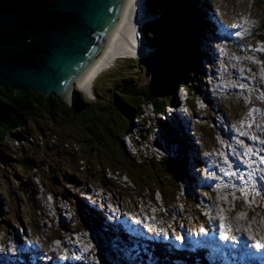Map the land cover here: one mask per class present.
I'll use <instances>...</instances> for the list:
<instances>
[{
  "label": "trees",
  "instance_id": "1",
  "mask_svg": "<svg viewBox=\"0 0 264 264\" xmlns=\"http://www.w3.org/2000/svg\"><path fill=\"white\" fill-rule=\"evenodd\" d=\"M217 1L150 0L151 4L158 5L153 6L157 11L160 6L161 9L167 10L166 17L178 19L179 32L183 31V34H188L194 44L181 45V42H187V39L179 33V38L174 40L172 48L168 46L164 49L169 56V64L158 63V67L152 75L149 74L152 68L150 65L151 56L148 55L143 59V63L140 64L142 68L139 70L135 68L138 63L133 60L134 58H124L129 61L130 68L112 67L105 71L98 80H95L93 88L96 100H92L79 89L76 92L73 106L54 93L45 95L34 89L22 92L16 88L0 86V164H6L14 159L24 167L28 177L20 181L18 189L35 203L38 211H42V207L37 200L38 189L33 182L32 170H41L43 164L47 166V169L40 171L43 176L41 181L48 190L52 188L51 186L56 185L55 183L59 182L60 178L65 180L61 189L56 187L57 190H51L74 206L78 216L75 218L73 228H83L81 226H85V224L81 219V202L66 188L67 183L76 191L79 188L86 189L84 182L86 184L92 182L94 185L108 190L117 188L114 180L107 177L106 169L126 175L146 190L151 187L152 194L148 195L150 197L159 191L164 198H175L178 188L175 186L176 182L178 183L186 175L183 170L184 155L172 159L169 155L153 151L140 159L139 156L133 158L126 150L123 137L133 127L134 117L143 113L145 104L151 103L155 114H157L159 111H164L166 105L177 101L175 90L179 78L182 83L185 82L192 97L199 91L200 85L198 84L203 71L201 69L202 51L198 49L195 39L197 35L204 32L206 27V31H219L222 26L226 27L225 25L228 24L219 11L220 4H217ZM231 1V3L234 2V0ZM240 2L243 3L244 8L239 6L242 11L240 10L238 16L247 18L248 28L254 25L247 37L253 35L254 40L262 38L264 0H242ZM258 8H261L259 16ZM160 13L163 14V12ZM209 23L212 24L211 29L208 28ZM231 31H233L232 35L240 33L237 28L231 29ZM144 32L149 44L162 48L161 41L166 38L163 32L153 31L146 27H144ZM241 40L239 39V41ZM144 68L145 70H143ZM112 70L118 71V75L121 77H109L107 83L105 82L109 89L102 92L98 88V82L102 77H108L106 76L109 75L107 72ZM125 70L128 75L123 77L126 73ZM196 76H198L197 79ZM212 101L217 103H215L217 110L222 111V108H225L219 102L220 99ZM189 104L194 105L192 100L189 101ZM212 110H210L208 119L205 118L207 122H211ZM224 111L226 113V109ZM226 115L231 117L229 112ZM140 117L141 115L138 120L141 121ZM146 120H143L145 126ZM202 126L204 125H197L196 131L198 141L201 143L206 141L201 132ZM165 127L169 128L168 125ZM140 134L144 140H147L142 132ZM52 138L57 140L54 139L52 146H49L46 142L48 143ZM19 139H25V143L15 146V141ZM176 140L184 142L178 137ZM208 141L209 144L214 142L213 133ZM67 143H71L70 147H67ZM55 155L57 156L55 157ZM174 162L177 167L174 166ZM48 174L50 179L46 178ZM47 189L45 191H48ZM11 194L13 193L11 192ZM143 197L144 195H140V198ZM94 214L96 213L94 212ZM94 214L92 215L95 216ZM98 218L103 221L100 213ZM13 222L16 224L17 221ZM107 223L111 225L109 222ZM8 224V220H0V228L4 226L7 228ZM70 226L72 227L71 224ZM21 228L24 227L21 226ZM57 234L55 231L50 237L54 235L60 237ZM202 254H204L203 250Z\"/></svg>",
  "mask_w": 264,
  "mask_h": 264
},
{
  "label": "rangeland",
  "instance_id": "2",
  "mask_svg": "<svg viewBox=\"0 0 264 264\" xmlns=\"http://www.w3.org/2000/svg\"><path fill=\"white\" fill-rule=\"evenodd\" d=\"M138 1L139 0H136V2H137L136 18L138 19V22H137V28L134 30L135 37L137 38V41H138L137 50H136L137 53L133 54L131 56H127V57L134 58L133 60L138 63V65H136L135 68L139 70L140 68H142V65H140V64L143 63L142 62L143 59L145 57H147L148 55L151 56L150 57V65H152V68L150 70V73L149 72L148 73L150 75H152L153 72L155 71V69H157L158 63L164 62L167 65L169 64V61H170L168 58L169 56H168L167 52H165L164 49L168 46H170V48H172V45L174 44V40L178 39L179 33L183 34V31L179 32V30H178V19H176L175 17H166L167 10L161 9V7L159 6L158 11L163 12L164 16H161L160 18H158L154 22L145 23L146 26H143V30H144V27H146L147 29H151L153 31H161L164 33L166 38H164V40L161 41V44H162L161 47L162 48L158 47L157 45L148 44L146 42V38H145L146 35L145 34H144V36L140 35L139 31L141 30V28H140L141 23H143L144 19L149 16L150 11L143 13V10H142ZM149 1L150 0H144L145 5L147 7H150V10L152 12H155V9H152V7L153 6L155 7L158 5H155V4L153 5ZM240 1H242V0H240ZM240 1L234 0L233 3H231L232 2L231 0H218L217 1V4H220L218 6V8H219L221 15L228 22V26L227 25H225L226 27L222 26V28L224 30V34L221 31H218V32H221L220 34L226 35L227 38L230 39L229 43H230L232 51L234 50L236 52V49H240V53L243 54L247 58V55L245 52H243V49L244 48L248 49L251 52V56H253V54H252L253 51L250 50L253 47H250L248 45L254 41V37H253V35L251 37H247V35L250 33V31L254 25L249 26V28L247 26V28L243 31L244 28H241L240 25L237 24V19L241 16V15L238 16V13L240 12V10L242 11V9L244 8L243 3ZM129 2H130V0H129ZM129 2H128V4H129ZM227 2H229L231 4L228 5ZM150 4L152 5V7ZM199 5H200V3H199ZM239 6H241L242 9H239ZM126 9H127V7H126ZM150 15H153V14H150ZM259 15H261V8H258V16ZM208 25H210V26H208V28L211 29L212 24L209 23ZM233 26H234V28H239L238 29L240 31L239 35H232L233 31H231V29H233ZM206 29H207V27L205 28V30ZM263 33H262V35H263ZM242 35H243V37H242ZM140 38H142V39H140ZM139 39H140V42H139ZM239 39H242V40L239 41ZM181 41H183V40H181ZM139 43H140L142 48H140ZM155 49H157V50H155ZM151 54H153V55H151ZM232 55L234 56V53H232ZM110 56H111V54H110ZM112 56L109 57L108 60L104 63L105 65H103V67L100 69V70L103 69V71L97 77L94 78L95 80H98V78L105 71L110 70V68L108 69V67L113 62H115L117 60L115 58L122 57V55H118V54L117 55L113 54ZM234 58H235V56H234ZM240 60H241V58H237V61H235V62L230 60L231 61L230 64L222 62V67L224 69V66H225L226 67L225 70H227L229 67L235 68L238 64V61H240ZM154 62L156 63V65ZM243 64L244 63L242 62L240 64V66L244 67ZM113 67H117L118 69L130 68L129 67V61L126 59L117 60V62L114 64ZM201 69L206 71V68L204 66ZM143 70H145V68ZM227 71H229V70H227ZM125 72L126 73L123 75V77H126V75H128L126 70H125ZM200 73L198 75L199 77H200ZM107 74H109L110 76L106 75L108 77L104 76L98 82V88L102 92L109 89L108 88L109 86H107L105 84V82L107 83V80L110 79L109 77H112V76L121 77L120 75H118V71H116V70L109 71V72H107ZM198 76H196V79L198 78ZM146 77H148V76L146 75ZM229 78H230V76L221 80L220 85L225 86L226 85L225 81H227ZM95 80H94L93 84H95ZM202 82H204V80L202 78H200V82L198 84V85H200L199 88L200 87L203 88ZM183 84H185V82H183ZM93 87H94V85H93ZM104 87H106V88H104ZM77 89L83 90L80 87H78ZM91 91L92 90L88 91L90 94L89 97H91V99L92 98L94 99L95 93L91 94L92 93ZM228 92L229 93L225 92L221 87V88H218L217 93H215V95H214V96L220 97L219 102L222 104V106L225 107L224 109L222 108V111L225 112L224 110L226 109V113L227 112H229L230 114L236 113V115H238V116L239 115L243 116L246 113V112H244V110L243 111L241 110V108H243V107L240 104V102H242V104H243V101L238 100V98H236V94L234 93V91L228 90ZM210 95L213 96V93ZM259 97H261V95H259ZM240 98L244 99V97H240ZM259 100H261L260 101L261 103H259L260 104L259 106H262V103H264V99H259ZM215 103H213L214 108L216 107V104H217V103L216 104ZM198 104H200L197 106L200 109L199 110L200 113H198V114H200V117L202 118L201 121L203 123L202 125H204V126H202L203 129L201 128V132L205 136L206 141L203 143L199 142L198 140L196 141L195 140L196 137L193 138L191 136L194 133H190V132L188 133L189 137L192 139V142L188 143V141H184L185 146H186V150H184L186 160H185V162L183 161L184 162L183 169L185 168L186 163H188V165L190 167L196 166V160L193 159L194 157L192 155L196 154L200 150V147L202 144L204 146L206 145L205 147H210L211 144H209L208 139H209L210 135L213 133V131L215 132L214 127H212L213 123L209 124V125L205 124L206 120H204V118L207 117V119H208V117L210 116V112L207 111L206 109L204 110V108H205L204 104H202L200 102H198ZM143 110H148V112L152 115V117L157 116V117L161 118L158 113L155 114L153 105L151 103L145 104L143 107ZM182 110L185 111V108L183 107ZM250 111L251 110H249L248 113ZM255 111L258 113V111L260 112V109H258V111L257 110H255ZM261 115H264V112L261 111ZM254 118L257 119L256 116ZM217 119H221V117H217ZM222 121L229 122L225 117L223 118ZM208 123H210V121H208ZM240 123H243V122H240ZM252 123L253 122H249V125H251ZM256 124L259 125L258 123H256ZM262 124L264 125V121L262 122ZM232 128H236V126H234V127L232 126ZM216 129H217V126H216ZM184 131L186 132V130H184ZM203 131H205V132H203ZM236 131H238V129ZM251 131H253V130L243 129V130L239 131V133L244 138H246V137L252 138ZM131 137H132V139H134L136 136L133 134ZM230 137H233V135H230ZM233 138L237 141L236 137H233ZM155 139L156 138H147V140H144L142 137H140V140L143 141L142 147H140V150H137V151H134V149H133V151H132L133 154L134 155H141V154L145 155L146 154V147H147V150L153 151V147L151 144L155 141ZM127 142H128V145L131 147V141L129 139H127ZM173 142H174V140L170 141L169 139H166V144L168 145V147H170L168 153H169V156L173 157L172 159L177 158V156L181 155V151L183 150V148L179 149L180 151L179 150H177V151L173 150L175 147L174 146L175 143H173ZM221 143L223 144L224 148L229 147V149L232 153V156L234 158L237 157V154L232 151L233 146L230 145V143L224 142V141L222 142V140L219 139V144H221ZM238 143L241 145H245L241 141ZM189 144H190V146L191 145L193 146V149L190 148ZM215 148H217V146ZM215 148H214V151L217 152V150ZM162 152H163V155H165L167 153L165 149H162ZM211 154H212V152L208 150V152L205 155L207 156V155H211ZM223 154L224 153H222V155ZM56 156L57 155H55V157ZM223 157L225 159V162L229 163L228 157L226 155L225 156L223 155ZM187 161H189L190 163ZM199 162H202L201 164H204V165L207 164V162L204 159L199 160ZM205 162H206V164H205ZM172 163H173V161H172ZM174 166L177 167L176 163L174 164ZM203 169H205V167H203ZM231 170H232L231 168L226 169V171H224L225 176L230 177L232 175V173L234 174V171H231ZM239 170L246 172V170H241V168H239ZM116 173H118V172H116ZM116 173H111L110 176L112 177V180H114V182L116 183L117 188H115V189L111 188V190L109 192H107V193L104 192L103 195H106L107 197H109V199H111L113 201V203L115 204V207H116V204L117 205L119 204V205H123V206H128L131 209V211L137 212V214L142 212L144 217H146V218L149 217V218L154 220L153 226L155 229H158V230H156V233L158 235L155 234L154 232L148 230V228L146 229V231L142 229V231L140 233L137 232V230L136 231H128L131 234L136 235L139 240H142L139 242H133V244H135L136 246H139V247L142 246L143 250L150 249L153 251L155 249L154 248L155 243H157V242L163 243V242H159V240L161 239V236L165 237V239L167 238L166 237V231H165L166 229H168L169 233L172 236V238L170 236V239L172 241H173V239H176L179 242V240H181L180 236L179 237H173L172 234L178 230L177 228H179V229L184 228V229H186V231H189L188 227L192 226V221H193V219H195L194 210H195L196 206H195V203L193 200V196L195 194V191H192V195H188V193H190L191 191L187 190L188 185H187V189L185 188V186H186L185 179L179 180L178 183L176 182L175 186L178 188L176 191L177 195L175 196V198H171V197L164 198L159 191L155 192L153 194V196L150 197L148 195L152 194L151 187L148 190H146V189L142 188V185L138 186L131 178L125 176L124 174H116ZM204 174L208 175L211 178L212 177L217 178V176L214 175V172H210L209 168L207 171V166H206V169L204 170ZM108 175H109V173H108ZM205 175H204V177H206ZM194 176H195V178H197L198 174H196ZM194 176H192V177H194ZM202 176H203V174H202ZM27 177H28V174L25 171L24 167H22L20 164H18V162L14 161V159L10 160L6 164H0V220L6 219L9 221L7 228L5 226L0 228V231H1L0 242H2V244L0 243V246H3V247L6 246L5 249L3 248L4 252L2 254H0V264H12V263L13 264H48V263H51L52 258H51L50 253L47 252V250L45 251L43 249V247H45L47 245V241L49 240V235L52 232L55 233V231H56V234L66 232V230L69 228L67 225V227H68L67 229H64V230L61 229V228L65 227L63 220H62L63 221L62 223L60 222V225L58 227V224L56 222V221H58V219H56V221H55L56 222L55 226L51 227V225L54 223L49 222L46 218L43 219V214H44L43 211L39 212L37 210V208L35 207V203L33 201H30L27 198L26 194H23L21 191H19L18 184L20 183L21 180H24ZM48 177L50 179L49 174L46 178H48ZM42 178H43V176H42ZM115 178L121 179L120 180L121 182L116 180ZM239 178L241 179V181H245V179L243 178V175H241ZM225 181H227V180H225ZM64 182H65V180L60 178L59 182L55 183L56 185L51 186L52 187L51 189L54 191L57 190L56 187H59L61 189V186L64 184ZM122 183H124V185H122ZM201 183L202 182H199V184H201ZM228 183H229V187H227V188H231V189L236 188V191L239 192L238 194H236L235 192H233L232 194L234 195L233 197H235V198L239 197L240 202H241L240 204H238L236 211H233L234 213L231 214L232 234L235 235L234 231L237 230L233 227L235 225L234 220L237 217H242V218L245 217L247 219L250 218V220H252V221L258 220V221L264 223V204H263V201L256 203L257 200L253 199L252 196L251 197L246 196V195L244 196V193L247 192V190L245 189V186H239L234 181H228ZM37 184H40V179H38ZM188 184H189V182H188ZM193 184L198 185V183H196V179H195V182ZM220 186H224V185L220 184ZM66 188L71 191L73 196L77 197L76 191H74L71 188L70 184L67 183ZM198 188H200V187H198ZM45 189H47L46 186L45 187L42 185L40 186V191L45 190ZM51 189H49V190L47 189V190L52 191ZM184 189L187 190V192H185ZM224 189H225V187H223V189L220 192H224L223 191ZM11 192L13 194H11ZM100 192L101 191H97V192H95V194L98 196V195H100ZM248 192H249V189H248ZM140 195H144V197L140 198ZM221 195H222V198L227 199L226 195H224V194H221ZM241 195H242V197H241ZM250 195H255V191L253 189L250 190ZM46 197H49L48 201L55 199V196L53 195V193H52V197L50 196V194H48V196H46ZM208 198L214 199L215 197H214V195H208ZM15 200H17V201H15ZM100 200H101V197L98 198V202ZM197 200H198V198H197ZM249 203H250V205L246 206ZM162 204H164L165 207H162L161 206ZM226 204L228 205V209L230 210V209H232V207L234 205V200L233 199H227ZM254 204L255 205L261 204L263 211L255 209L256 206ZM62 206H67V204H64V202H61L59 207L62 208ZM251 207H253L254 210L253 209L251 210ZM53 211H54V209H53ZM86 211L89 214H94V212H92L91 210L87 209ZM123 212H124V214L125 213L128 214L126 211H122V213ZM155 212H157V214H155ZM95 213H96V214H94L95 217L98 218L99 213L98 212H95ZM109 219L107 218V220H109ZM13 221H17L16 224H19V225L20 224L26 225L30 222L29 223V226L31 228L30 233L34 234L36 237H37L38 233H41L40 240L43 242L46 241L44 243L39 242L37 246L34 243L32 244V249L31 248L30 249L32 251H35L37 254L36 253L32 254V256L30 258L31 261H28V262L23 261L24 258L22 257V254H21V256L19 254L22 250V249H19V247H22V245H23L22 244L23 237H22V235L16 236V232L23 231V230L20 226L17 229V225L14 224ZM117 223L121 224V221L117 220L116 222H113V224H117ZM85 224H88V222L85 221ZM81 227H83L84 230L87 232L86 234H90L87 231L89 229L87 228L86 225L85 226L82 225ZM68 230H70V228ZM68 230H67V232H68ZM71 230H72V228H71ZM75 230L76 231H83V229H81V228H78V230H77V228H75ZM121 230L122 229L120 227H117V226L112 227V226L107 225L106 230L104 231V234L106 235L108 233V235H109V233H110L111 236H114L117 233V231H121ZM159 231H162L161 232L162 235L159 233ZM99 232L101 234H103L101 232V230ZM79 234L80 233L78 232V236H80ZM188 234H190V232H188V233L186 232V235H188ZM73 235H74V237L76 236V234H73ZM98 236H99V234H98ZM15 237H16L17 241L21 242V245L20 246L18 245L16 247V249L14 250V248L16 246V244H15L16 240L14 239ZM36 237H35V241H36ZM235 240H237V239H235ZM133 241H136V240L133 239ZM215 241H217V240H215ZM3 242H5V244H3ZM36 242H38V241H36ZM100 242L102 244H104V242L101 238H100ZM207 242L208 241L204 242V241L195 240V241L190 242V245H188V247H184V246L180 245L179 243L173 241V246L171 247V250H173V251L175 250L174 252L176 253V255H181V258H185L186 256H188L186 254H183L184 250H188L189 255L192 256V258H193L192 264H194V263L195 264H204L203 260L198 261L197 255L199 252H202V250L204 252V248L209 246ZM66 243H68L70 246L73 247L74 240H72V239L68 240L67 239ZM87 245H88V247L94 248V250H93L94 253L92 256H88L87 259H85V260H91L92 261L91 264H95L94 262H100L101 259L103 258V257H101L102 249L100 248V245H98V243L96 241L94 242L93 239H91L90 243ZM87 245L84 246L83 248L87 249ZM107 246H108V248L104 251L103 255H104L105 260H108V258L111 259V262L109 264H119L123 260L127 261L128 262L127 264H129V261L125 256H130L131 253H129V252L125 253L124 252V253H119V255H118V254H115V250L109 249L110 245H107ZM195 248H199L200 251L198 249L196 250ZM214 249H216V248L213 247V250ZM42 250H44V251L42 252ZM154 251H156V250H154ZM221 251L224 252V250H221ZM110 252L114 256H111ZM192 253H194V254H192ZM81 254H82L81 252H78V254H76V256L83 258V256H81ZM121 254L123 256H121ZM138 255L141 257H148V253H145L142 251ZM224 255H225V252H224L223 256ZM153 256H156V255L153 254ZM178 257H180V256H178ZM44 258H47L48 261H50V262L46 261V263H45ZM156 258H157V260H159V263L157 262V264H168L166 260H162V259L158 258L157 256H156ZM210 258L212 260L215 259L216 258L215 254L212 255ZM152 259H154V258L152 257ZM12 260L14 262H12ZM170 260L172 261L173 264H178V260H176V258H170ZM53 262H54V264H65V261H62L60 263V262H58V260H55V259L53 260ZM86 263H89V262H86ZM71 264H74V263H71Z\"/></svg>",
  "mask_w": 264,
  "mask_h": 264
},
{
  "label": "clouds",
  "instance_id": "3",
  "mask_svg": "<svg viewBox=\"0 0 264 264\" xmlns=\"http://www.w3.org/2000/svg\"><path fill=\"white\" fill-rule=\"evenodd\" d=\"M251 1H253V0H251ZM152 9H155V8L152 7ZM124 13H125V11H124ZM161 15L164 16L162 13H161ZM145 23H147V22H145ZM145 23L143 24V26H146ZM247 23H248V20L245 16H241L237 19V24H239L241 28H245L247 26ZM143 26H140V28H142V30H143ZM233 29H236V28H233ZM237 29H239V28H237ZM219 31H221L222 33L224 32L222 27L220 28ZM139 32H140V35H142V36L145 33L144 30H143V32L141 30ZM221 32H218L217 30H215V31L204 30V32L197 35V38L195 39L196 40L195 42H197L196 44L198 46V49H200V51H202V67L204 66L206 68V71L203 70L205 73H202V75H201V78L204 80V82H202V87L205 89L206 92H208V94H212V87H213V96L207 95V93L200 87L199 91H197L195 93V95L192 97V95L188 91V88L186 87V85L183 84L181 82V78H179L178 79L179 84L177 81L178 85H176L177 88L175 90L178 99L176 102L166 105L164 111H161V112H167V114H166L165 118L161 117L157 120V122H158L157 135H156L155 141L151 144L154 152L163 155L162 149H165L167 152L166 155H169L168 151H169L170 147H168V145L166 144V139H169L170 141L174 140L173 143H175V145H174L175 147L173 150L177 151V150L183 148V150L181 151V155H179V156L182 157L184 155L183 159L186 160L185 151H184V150H186L185 143L179 142L178 140H176V138L178 137V138H181L183 141L192 142V139L189 137V134H188L190 132V133H194L191 136L193 138L196 137L195 140L197 141L198 140V136L196 133L197 125L199 126L200 124L201 125L203 124L201 121L202 118L200 117V114H198V113H200L199 112L200 109L197 107L198 105H200V104H198V102L205 105L204 110L206 109L207 111L210 112V110L213 109L211 111V114H212V118L210 119L211 122L208 123L205 118H204V120H206L207 123H205V124H207V125L213 123L212 127H214V130H215V132L213 131L214 142H212V143L210 142V144H211L210 147H205L206 145L204 146L202 144L200 147V150L196 154H194L195 158H193V159L196 160V166L190 167L188 165L189 171H187L186 165H185V168L183 169L184 172H186V175H184V177L182 179H185L186 186L189 185L192 180H194V182H195V179H196V183H198V185H194V188H195L194 189V191H195L194 197L195 198L193 197V200H194V203L196 206L195 210H194V215H196L197 217L203 216L205 213L207 214L208 212H206V210L213 207V205H215V203H216V202H211V201H208L207 199H205V197L208 198V195H212L211 194L212 192L210 193V191H209V188H211V185L209 187H207L205 184V181H207L211 177L202 176L201 175L202 170L200 169V167H205V169H206V166H207V169H208L210 164L206 160H205L207 162L206 165L201 164L202 162H199V160H202L203 157H206L205 154L208 152V150L211 151L212 153L213 152L215 153L214 148L217 146V144H219V139H221V140L224 139V137H223V125L224 124H226L228 127L230 126V128L232 129V126H236V128H237V125H240L238 123L241 122L242 120H245V119L249 120L250 122L255 123L257 119L254 118L255 120L254 121L252 120L251 117H254L252 112L255 110H258V109H260V112L258 111L259 114H261V111L264 112V103H262V106H259L260 105L259 103H261L260 102L261 100H259V99H264V92H263V89H264V33H263L262 38H259L258 40H254L251 44L248 45L250 47H253L252 49H250L251 51H253L252 52L253 56H251V52L248 49H246V48L243 49V52H245L247 55V58H246L243 54L240 53V49H236V52L234 50L232 51L230 43H229L230 42L229 39L227 38V36L220 34ZM181 35H186L190 39V43L188 41L187 42L184 41V42H181V45L188 46L190 44H194L192 39L190 38V36L188 34H181ZM145 38H146V36H145ZM140 39H142V38H140ZM140 39H139V42H140ZM146 42H147V40H146ZM139 46H140V48H142L140 43H139ZM157 49H155V50H157ZM232 53H234L235 58L232 55ZM124 58H131V57H118L115 59L120 60V59H124ZM237 58H241V60L238 61L237 66L235 68L229 67L227 70L234 69V70L239 71L240 79H235V78L230 77L227 81H225L226 85L221 86L220 81L224 79L223 75H224L225 71H227V70H225L226 69L225 66L223 69L222 62L230 64L231 61H233V62L237 61ZM117 60L115 62H113L108 67V69L112 68L114 66V64L117 62ZM216 60H217V62H216ZM242 62L244 63L243 64L244 67L240 66V64ZM102 71H103V69L100 70L96 74L95 77H97ZM257 80L260 81L259 82L260 86H258V87L254 86V81H257ZM93 83H94V81H93ZM93 85L94 84H92V89H91L92 93L91 94H94ZM221 87L227 93H229L228 92L229 89H233L234 93L236 94V98H238V100L243 101V104H242V102L239 101L243 107L242 111L244 110V112H246L248 114V111L251 110L249 112L250 116H248L247 118H244L243 116H245L246 113L243 116L242 115L238 116L235 113V114H231V117H228L225 112H223L221 110H217L216 107L214 108L213 107L214 102L212 100L216 101L217 99H220V97L214 96V95H215V93H217L218 88H221ZM80 88H82V87H80ZM78 90L79 89H77V91ZM82 91L85 92L88 96H90L88 91H86L84 89ZM259 95H261V97H259ZM94 97H95L94 99L96 100L97 98L95 95H94ZM240 97H244V99H241ZM74 98H75V96H73L71 101L69 102L73 106H74ZM89 98H91V97H89ZM94 99L92 98V100H94ZM191 100L194 103L193 106H191L189 104V101H191ZM183 107L185 108V111L182 110ZM168 111H171L170 114H168ZM140 115H141V113H140ZM139 116L136 115L134 117L133 127L123 137V142H124V145L126 147V150L128 151L129 155L132 156L133 158L135 156L132 152V148L128 145L126 137L135 128L138 127L136 119ZM259 116H260L259 119H261V121L258 120L259 121L258 127L263 126L262 122L264 119V116H262V115H259ZM217 117H221V119H217ZM224 117L229 122L222 121ZM166 125L169 126L168 129L165 127ZM215 125L217 126V129H215ZM262 129H264V127ZM184 130H186V132ZM54 139H56V138L49 139L48 143L46 142V144H48L49 146H52ZM30 141L32 142L31 139H30ZM23 143H25V139H19L18 141H15V146H18V144H23ZM70 144L71 143H67V147H70ZM160 145H162V146H160ZM213 145H216V146L214 147ZM133 147L135 148V147H139V146H138V144H136ZM233 147H232V150H234ZM218 148H220V147L217 146V148H215V149L217 150ZM179 156H177V157H179ZM228 159H230V158L228 157ZM236 161H237V159H236ZM245 161L246 160L244 159V162ZM187 162H189V161H187ZM261 163L264 165L263 161H261ZM41 167H42L41 170L47 169V166L45 164H43ZM205 169H203V170H205ZM41 170L33 169L32 170V172H33L32 176H33L34 185L38 189L37 200H38V203L40 204V206L42 207V211L44 213L43 219L46 218L49 222H53L54 224H52L51 227H54L56 222H57L58 227H59L60 222L62 223L64 221L65 223H67L68 227L70 228V230H68L69 229L68 227H67L68 229L65 227L61 228V229H67L68 232L66 230V232L57 234L60 237H55V235L50 237V235L53 234V232H52L49 235V240L47 241V245L45 247H43V249L45 251L47 250V252L50 253L52 261L55 259V260L65 261V264H71V263L83 264L84 262H85L84 264H89V263L91 264L92 263L91 260H85V259H87L88 256H92L94 253V251H93L94 248H91V247H89L88 255L87 254L85 255L81 252L82 256H83V258L81 257L82 261H79V262L75 261L76 259L74 258V255H73L74 248L76 247V245H80L79 244V243H81L80 239H82L81 234L82 233L86 234L87 232L84 230V228H81V229H83V231H81V232L76 231L75 228H73L75 218L78 215L76 213L74 206L71 205L70 202H68L65 198H62L61 196H59L54 191H50V192L45 191V190L40 191V186L41 185L44 186L42 181H41V179H42V176L40 173ZM105 172H106L107 177H109V178H112L110 176L111 173H116V172L111 171L110 169H106ZM107 172L109 173V175ZM212 172L216 173L214 170H212ZM116 174H119V173H116ZM196 174H198L197 178H195V176H194ZM192 176H194V177H192ZM37 177L40 179V184H37V182H36ZM115 179L118 181L121 180V179H117V178H115ZM197 179H201V180H203V182L201 184H199V181ZM188 182H189V184H188ZM218 183H220V182H218ZM122 185H124V183H122ZM84 187H86V189H82V190L79 189L77 191L76 190H74V191H76L77 198L81 202V208H82L80 211L82 213L81 219L84 220V224H85V221L88 222V224H85L87 226V228L89 229L87 231L90 233V234H86L87 235V238H86L87 244H89L91 239H93V241L94 242L96 241L98 243V245H100V248L102 249L101 257H103V258L101 259L100 262H94V263L95 264H109L110 263V259L108 258V260H105L104 255H103L104 251L108 248L107 245H110L109 249L115 250V254L119 255V253H124L125 251L131 252L130 256H127V257L125 256L128 259V261L131 263H134V262L139 263V262H141L140 260L144 259L147 264H157V262H159V260H157V258H156V256H157L156 251H152L150 249L142 250V246H140V247L136 246L135 244H133L132 242H129V241H126L127 244L129 245V248L127 246H123V245L119 244V241L123 240L125 238V235L128 238L132 237L131 235H133V234L128 232V230H130L132 228L138 229L139 231H137V232H139V233L142 231V229L146 231V229L148 228V230L157 234L156 230H158V229H155L153 226L154 220L149 218V217H147V218L144 217L142 212L137 214V212L131 211V209L128 206L116 204V207H115V204L113 203V201L111 199H109V197H107L106 195H103L104 192L107 193L111 189L108 190V189L103 188V187H98L97 185H94L92 182H89L87 184L84 182ZM198 187H200V188H198ZM97 191H101L100 195H98V196L95 194V192H97ZM184 191L187 192V190H185V189H184ZM52 193L55 196V199L54 200L50 199L51 201H48L49 197H46V196H48V194H50V196L52 197ZM198 194H201V195H198ZM99 197H101V200L98 202ZM196 198H198L199 201H197ZM205 200H207V201H205ZM61 202H65L68 206V209H66V208L63 209V208L59 207ZM162 205H163V207H165L164 204H162ZM221 205H222V208L224 210L227 209L225 204L224 205L221 204ZM111 207L113 208L114 212H113ZM120 208H123L124 211H126L128 214H126V213L123 214L124 215V221L123 222L121 221L124 224L125 233L124 234L119 233L117 235H114V236H118L119 239L114 238V236H111L110 233H109V235H108V233L105 235L104 231L106 230L107 223L103 222L102 219H99V218H97V217L86 212V210L88 209V210H91L92 212H99V213H104V214H112L113 216L114 215L119 216V214H117V212L115 213V211L120 210ZM199 208H202V209H199ZM53 209H54V211H53ZM157 212H155V214H157ZM130 215L133 217L135 216V219L132 220L130 218ZM56 219H58L59 222L56 221ZM136 219L147 223V224H144V225H146V227L143 224L136 222ZM192 222L194 224V219ZM29 223L26 225L17 224V229L19 226L20 227L23 226L24 228H22L23 231L16 232V236L22 235V237H23L22 244L24 246L22 245V247H19V249H22L19 254H20V256L22 254V257L24 258L23 261H27V262L31 261L30 258L32 256V254L36 253L35 251L31 250L32 244L34 243L37 246L39 242L40 243L46 242V241L43 242L40 240L41 233H38L37 237L34 234L30 233L31 228L29 226ZM70 224L72 225V227L70 226ZM127 225H130V228H127ZM71 228H72V230H71ZM177 229H178L177 230L178 232H181L184 230V228H182V229L177 228ZM77 230H78V228H77ZM100 230L103 234H101L99 232ZM78 232H80V234H79L80 236H78ZM0 233H1V231H0ZM73 234H76V236L74 237ZM98 234H99V236H98ZM169 235L171 236L170 233H169ZM35 237H36V241H38V242L35 241ZM100 238L103 240L104 244H102L100 242ZM14 239L16 240V243H15L16 246L14 248V250H15L18 245L19 246L21 245V242L17 241L16 237ZM67 239L68 240L69 239L74 240L73 247L70 246L68 243H66ZM0 243L2 244V242H0ZM3 244H5V242H3ZM157 246H159V243L154 244V248H155L154 250H156ZM3 248L5 249L6 246L5 247L0 246V254H2L4 252ZM44 250H42V252ZM140 251L148 253V257L139 256L138 254ZM78 252H79V250H78ZM165 253H166V255L160 256V257H162L160 259L166 260V259H164V257H167V263L168 264H173L172 261L170 260V258H176V260H178V264H180L181 261L183 262V259L181 257H178V255H176L175 252H172L171 247H168L165 250ZM153 254H155L156 256H153ZM110 255L114 256L113 254H111V252H110ZM212 255H214V253ZM121 256H123V255L121 254ZM152 257L154 258V260L151 259ZM44 260H45V263H46V261H48L47 258H44ZM123 261H125V260H123ZM12 262H14V261L12 260ZM48 262H50V261H48ZM86 262H89V263H86ZM192 263H193L192 261L189 262V264H192ZM48 264H51V263H48ZM141 264H142V262H141ZM181 264H184V262ZM204 264H214V263L211 260L210 263H209V261L208 262L205 261Z\"/></svg>",
  "mask_w": 264,
  "mask_h": 264
},
{
  "label": "water",
  "instance_id": "4",
  "mask_svg": "<svg viewBox=\"0 0 264 264\" xmlns=\"http://www.w3.org/2000/svg\"><path fill=\"white\" fill-rule=\"evenodd\" d=\"M128 2L0 0V86L54 93L70 102L109 47ZM138 2L143 13L153 14L141 26L162 16Z\"/></svg>",
  "mask_w": 264,
  "mask_h": 264
},
{
  "label": "bare ground",
  "instance_id": "5",
  "mask_svg": "<svg viewBox=\"0 0 264 264\" xmlns=\"http://www.w3.org/2000/svg\"><path fill=\"white\" fill-rule=\"evenodd\" d=\"M143 2H144V0H143ZM136 8H137L136 0H130L129 4L127 5V9L125 10V13L122 15V19H121L118 27L115 28V30L112 34V37L110 39V45L106 49L103 57L94 66L91 67V69L87 72L86 76L80 82L79 86L82 87L84 90L90 91L92 89V84H93V81H94V78H95L97 72L103 67V65H105L104 63L113 54H116V55L118 54V55H122V57H127V56H131V55L137 53L136 50H137L138 41H137V38L135 37V34H134V30L137 28V22H138V19L136 18V14H137ZM110 54H111V56H110ZM202 73H204V72L202 71ZM229 76L232 78H235V79H240L239 71L234 70V69L229 70V71H225L223 77L226 78ZM259 82H260L259 80L254 81V86H257V87L260 86ZM202 89H204V88H202ZM229 90L233 91V89H229ZM204 91H205V89H204ZM263 92H264V89H263ZM206 93L208 94V92H206ZM212 93H213V87H212ZM208 95L211 96L210 94H208ZM170 112L171 111H168V114H170ZM253 112H252V114L254 115V117L255 116L257 117L256 123H259L258 120L261 121V119H259L260 114L257 113L256 111L254 113ZM158 114L160 115V117L165 118L167 112H159ZM248 116H250V113L246 114L243 117L247 118ZM140 119H141V121L138 120V118L136 119L138 127L135 128L126 137L127 139H129L131 141L132 151H133V149H134V151L140 150V147H142L143 141L138 139L139 141L134 142V144H133V139L131 136L133 134L136 136L138 133H140V129L144 127L143 120L147 119L145 122L151 121V120L157 121L159 119V117H157V116L152 117V115L148 112V110H143V113L141 114ZM256 123H252L251 125H249V126H251L250 128H245V129L246 130L251 129L253 131H256L260 135L264 134V130L262 129L264 127V125L258 127V125ZM215 129H216V126H215ZM237 129L238 128H232V131L236 132ZM223 133H224L223 134L224 139L222 141L228 142V143H230V145L234 146V151L237 153L246 152V155H247V157H249V159L244 158V159H246V161L243 162L242 164H239V163H237V161H235L234 157L232 156V153H231L229 147L224 148L222 143L217 144V146L220 147V150H218L215 153L213 152L211 155H207L206 157H203V159L206 160L207 162H209V164H210V166H209L210 172H212V170H214L215 172H217L219 174L220 179H222L221 184L224 185L223 187H225V189L223 191L229 190V188H227V187H229L228 181H234L239 186H245V189L247 190V192L244 193V196L245 195L250 196V197L252 196L253 199L257 200L256 203L264 201V165L260 162V159L256 156L255 153L251 154L249 152V150L245 149L244 146H242L241 144L236 142V140L233 137H230L231 132H230V129H228V126L226 124L223 125ZM247 140L252 141L250 139H247ZM136 144H138L139 147L134 148L133 146ZM189 146H190V144H189ZM190 148L193 149V146L191 145ZM146 149H147V147H146ZM222 153H224L223 154L224 156L226 155L227 157H229L231 159V161L229 163L225 162V159H224ZM192 156L195 158L194 155H192ZM232 161H233V163H232ZM205 164H206V162H205ZM229 168L232 169L231 171H234V174L232 173V175L230 177H227V176H225L224 171H226V169H229ZM239 168H241V170H246V172L240 171ZM200 169L202 170L201 175L203 174V176H204L205 174H204L203 167H200ZM186 170L189 171L188 163L186 164ZM207 171H208V169H207ZM241 175H243V178L245 179V181H241V179L239 178ZM205 176L207 177L208 175H205ZM217 178H210L207 181H205L206 186L209 187L210 185L217 184L220 181ZM197 180L199 182H203V180H201V179H197ZM225 180H227V181H225ZM193 183H194V180H192L190 182V184L188 185V189H187V186H185V188L188 191H191L190 193H188V195H192V191H194V184ZM248 189H249V192H248ZM251 189H253L255 191V195H250ZM231 190L234 191V190H236V188H232ZM220 191H221L220 189L217 191V202H219L218 200H220V202L226 201L225 198H222ZM198 195H201V194H198ZM241 197H242V195H241ZM196 200H197V198H196ZM197 201H199V200H197ZM64 204H66V203L64 202ZM249 205H250V203L247 204L246 206H249ZM255 206H256L255 209L263 211L261 204L260 205L257 204ZM62 208L68 209V206H62ZM212 208H213L212 212L215 211V208L218 209L217 203H216V206H213ZM252 209L254 210L253 207H251V210ZM100 214L101 215L103 214L102 215L103 222L107 223L109 221L111 223V225H109L107 223L108 226H112V227L117 226V227H120L122 229L121 231H117V233L115 235H117L119 233H122V234L125 233V228H124V225L122 224V222H121V224H119V223L113 224V222H116L118 220V219L114 218L113 215L106 214L107 215L106 216L104 213H100ZM107 218L108 219L110 218V219L107 220ZM234 223H235V226H233V227L235 229H237L234 231V234L236 235L237 240L229 239L227 244L230 247V250H229L230 253L224 251L225 255L224 256L220 255V259H219V262H217V264H224V263L225 264H234L235 257L231 253H235L237 256V254L240 255V252H242V251L245 252L247 249V242H256V241L260 242L261 241L262 244L264 245V223L263 222H260L258 220L252 221V220H250V218L247 219L245 217H243V218L237 217L234 220ZM64 224H65V228H67V223L64 222ZM127 228H130V225H127ZM136 230L139 231L138 229H135V228H132L128 231H136ZM186 232L188 233V231H186ZM184 235L186 237L187 244L190 245L189 238H191V235L188 234L190 237L188 235H186V233ZM131 236L132 237L128 238L125 235L124 240L132 242V243L142 241V240H139L136 235H131ZM81 237H82V239H80L81 243H80V245H76V249H78L79 252H82L83 254L88 255L89 247L87 245V239H86L87 235L82 233ZM114 238H118V236H114ZM133 239H135L136 241H132ZM174 240L175 239H173V241ZM215 240H216V233H215V231H211L210 232V238L207 242L208 245L209 246L212 245L215 242ZM176 242H178V241H176ZM86 245H87V249L83 248ZM209 246H207V247H209ZM216 247H220L219 243H217V242H216ZM192 254H194V253H192ZM178 256L181 257V255H178ZM215 256L218 257L219 255H215ZM165 259H166V257H165ZM152 260H154V259H152ZM262 264H264V261Z\"/></svg>",
  "mask_w": 264,
  "mask_h": 264
},
{
  "label": "built area",
  "instance_id": "6",
  "mask_svg": "<svg viewBox=\"0 0 264 264\" xmlns=\"http://www.w3.org/2000/svg\"><path fill=\"white\" fill-rule=\"evenodd\" d=\"M157 130H158V122L155 120H151V121L146 122V126L144 124V127L140 129V133L142 132L147 138H156ZM140 133L136 135L135 139H133V144H134V142H138V139H140V137H142ZM151 152H153V151H149L146 149V154L151 153ZM134 156L136 158H138V156H139V159H140L144 155H134ZM38 179L39 178L37 177L36 182H38Z\"/></svg>",
  "mask_w": 264,
  "mask_h": 264
}]
</instances>
